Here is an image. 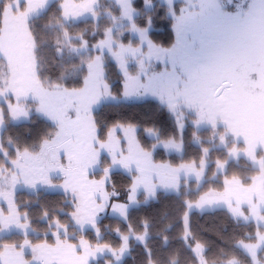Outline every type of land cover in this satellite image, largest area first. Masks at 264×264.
<instances>
[{
  "label": "snow or ice",
  "instance_id": "1",
  "mask_svg": "<svg viewBox=\"0 0 264 264\" xmlns=\"http://www.w3.org/2000/svg\"><path fill=\"white\" fill-rule=\"evenodd\" d=\"M161 14L175 34L169 47L151 39ZM89 21L90 27L79 28ZM97 36L103 38L93 43ZM110 59L123 76L122 90L115 92L106 82ZM153 61L163 70L156 71ZM81 77L82 86H68ZM149 96L171 119L170 134L148 111L144 119L109 126V117ZM33 117L50 121L53 131L25 146ZM189 126L199 154L178 165L154 162L158 149L183 159ZM142 129L155 141L150 150L137 138ZM213 152L221 157L213 161ZM240 158L245 166L228 178ZM121 172L130 181L123 190L115 179ZM97 173L99 180L88 179ZM221 174L222 191L210 188L195 203L182 199L192 195L191 182L199 191ZM18 188L37 197L38 216L31 201L17 202ZM57 190L70 213L39 205L41 192ZM162 196L178 203L131 223L134 211ZM0 200L7 204L0 208V238L23 236V242L0 244V264H93V257L95 264H103L102 257L125 264L134 242L141 264H182V251L170 250L177 226L182 234L176 239L194 264H264V0H0ZM109 209L127 228V234L116 229L118 248L99 243L111 232L102 223ZM194 209L225 210L238 226L255 223L254 233L232 245L243 259L227 251L207 258L210 249L196 239ZM33 223H43V235L55 243L34 244L28 237L40 232ZM88 230L95 247L83 238L69 242Z\"/></svg>",
  "mask_w": 264,
  "mask_h": 264
},
{
  "label": "trees",
  "instance_id": "2",
  "mask_svg": "<svg viewBox=\"0 0 264 264\" xmlns=\"http://www.w3.org/2000/svg\"><path fill=\"white\" fill-rule=\"evenodd\" d=\"M104 26H108L107 22H103ZM92 24L91 21L85 23L81 22L79 24V28L90 27ZM129 35V39L133 37ZM102 36H97L95 40L92 42L94 43L96 40L102 39ZM151 39L157 43L158 45H167L170 46L175 40V34L171 27V21L165 20L161 14L160 17L157 18L155 25L152 29ZM125 43L128 40L124 41ZM106 75H107V82L112 85V89L115 91L121 90L122 88V80L123 76L120 72L118 65L112 59L109 60L107 68H106ZM69 87H80L82 86V77L80 82L72 81L68 84ZM150 105V109H149ZM107 111V110H106ZM148 111V114L157 122V126H163L167 132L170 134L172 132V121L169 118L166 111L161 112L156 107V101L154 99L145 98L144 100L140 101L138 104H135L131 107H128L124 110V114L121 116H113L109 117V126L113 122H136L132 120V117H137L138 119L145 118V112ZM190 119H194V117H190ZM32 124L34 125L33 129V136L26 140L25 146L31 145L33 142L38 141V139L43 136L44 131H53L51 127V122L45 119H41L39 122L36 121V118L33 117ZM149 125H144V128H147ZM28 125H24V128H27ZM106 131V130H105ZM194 129L189 126L185 133V140L188 141L186 146V151L183 156V159L177 154H168L162 149H158L154 153V158L158 162H168L172 163L173 165H178L183 162H190L199 154V148L195 145L190 143L191 135ZM210 131H203L200 133L203 137L210 136ZM7 136V134H5ZM137 138L141 141V144L146 148L150 149V145L155 141L148 139L145 135V131L142 129L137 133ZM209 145L205 144L203 147H208ZM221 154L219 152H213L211 155V159L214 161L217 158H220ZM14 158V157H13ZM239 167L237 163L234 161L233 164L230 166L228 172V178H231L233 174H238L241 167L245 166V159L240 158L238 161ZM215 172V165L213 164L210 171L208 172V176L211 177L212 173ZM99 174V173H98ZM254 174V173H249ZM224 175L221 174L218 178V182H209L205 184L199 191H196V183L193 181L191 182V189L192 195L184 196L182 199L190 200L191 202L196 201L199 196L205 192H207L210 188L215 189L217 191L223 190V180ZM117 186L119 188L126 189L129 185L130 181L128 180L127 174L121 172L117 174L115 177ZM59 181V180H56ZM141 200L143 196L139 197ZM16 200L17 202L20 201H31L32 207L30 209L33 216H38L41 212V207L36 206L37 197L31 195L26 189H18L16 192ZM65 196L61 193V191L55 192H41L39 197V205L46 206V205H54L56 208H65L64 205ZM70 200V197H69ZM178 202L174 196H169L165 199L163 196L161 197L160 203L151 202L150 206L141 207L139 210L134 211L132 213L131 223L135 225V223L139 219H143L144 217L153 215L158 209H162L165 205L175 206ZM21 211H29V209L23 208ZM65 211L71 212L72 208L67 207ZM61 221L65 222L66 217L61 216ZM191 220L193 223V227L196 230V239L198 242L204 244L210 250L206 253L207 258L217 259V254L220 251H227L229 256H236L238 258L243 259L241 254L232 247L237 241L244 239V234L249 232H255V223L253 222L251 226H238L234 221L229 219V215L225 210H216L214 212H207L201 214L198 209H194L192 212ZM103 225H108L111 228L110 233H106L104 238L99 241L101 244H109L114 248H118L121 241L119 236L116 234V229L120 228L122 234H127V228L125 225L121 223V221L110 214L103 215ZM32 227L37 229L40 232L39 236H29L28 238L35 244V243H42L47 240L49 244L55 243V237L51 234L47 237L43 235V231L45 225L43 223H33ZM226 229V231H225ZM53 231H55L53 229ZM71 231V229H70ZM154 232L156 229L153 230ZM142 230L137 229L136 234H141ZM182 234V230L179 226L173 228L170 232V236L172 239L171 248L172 249H180L183 253L182 264L184 261H187V264H194L191 260V254L187 251L182 249L181 243L178 239H176L179 235ZM80 238H83L86 241H89L93 246L97 244V240L95 238V234L93 230H88L83 233H77L75 240H70L71 243H77ZM16 241L23 242V236L18 234H5L2 238H0V244L2 243H13ZM250 242V241H245ZM156 241L153 240L151 244H155ZM135 244V251L131 253V258L125 257V264H141L143 260L142 250L138 245V242H134ZM150 244V246H151ZM195 244L193 243V247ZM110 257H102L103 264H107V261ZM95 264V260L93 261ZM244 264H247V261H244Z\"/></svg>",
  "mask_w": 264,
  "mask_h": 264
},
{
  "label": "rangeland",
  "instance_id": "3",
  "mask_svg": "<svg viewBox=\"0 0 264 264\" xmlns=\"http://www.w3.org/2000/svg\"><path fill=\"white\" fill-rule=\"evenodd\" d=\"M76 2L77 3H79L80 2V0H76ZM157 44V43H156ZM162 46H164V47H169V46H165V45H162ZM113 61H115V60H113ZM155 61H153V66H154V69L156 70V71H161V70H163V64L161 63V65H160V67L159 68H155ZM117 64V63H116ZM119 68V67H118ZM120 70V69H119ZM137 71V69H135V68H133V69H130V72H132L133 74H135V72ZM121 72V71H120ZM107 82V81H106ZM108 83V82H107ZM111 87H112V85L110 84V83H108ZM122 85H123V80H122ZM121 90H122V88H121ZM114 92H115V90H113ZM146 98H150V99H154V98H152V97H146ZM123 135V133L122 132H120V133H117V136H122ZM239 147H243V145L241 144V145H239ZM150 150V149H149ZM153 159H154V162H156V163H161L160 161L158 162L157 160H155V158H154V156H153ZM63 163H66L67 161H66V159L64 160V161H62ZM163 162V161H162ZM101 176H102V173H97V174H95V175H90L89 177H88V179H91V180H99L100 178H101ZM54 183H62V181L61 180H59V181H54ZM18 189H20V188H18ZM17 189V190H18ZM110 190V189H109ZM57 191H60V190H57ZM222 191V190H221ZM204 194V193H203ZM203 194H201V195H203ZM200 195V196H201ZM70 197V196H69ZM70 199H71V197H70ZM199 199V198H198ZM197 199V200H198ZM196 200V201H197ZM196 201H194L193 203H195ZM113 202H116V201H113ZM120 202H123V201H120ZM0 208H4L5 210H6V208H7V204H6V202L5 201H2V200H0ZM107 214H110V215H112L111 214V209H109L108 210V212H107ZM102 215H105V214H102ZM93 247H95V246H93ZM32 257H31V254H30V250L26 253V255H25V259H31ZM94 260H96V258L95 257H93V261Z\"/></svg>",
  "mask_w": 264,
  "mask_h": 264
}]
</instances>
